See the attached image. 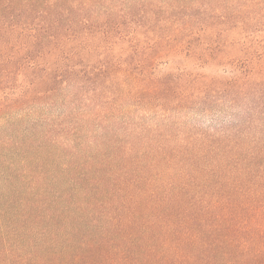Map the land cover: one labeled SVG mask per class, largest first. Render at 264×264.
<instances>
[{
  "label": "trees",
  "instance_id": "16d2710c",
  "mask_svg": "<svg viewBox=\"0 0 264 264\" xmlns=\"http://www.w3.org/2000/svg\"><path fill=\"white\" fill-rule=\"evenodd\" d=\"M0 264H264V0H0Z\"/></svg>",
  "mask_w": 264,
  "mask_h": 264
},
{
  "label": "rangeland",
  "instance_id": "374dc122",
  "mask_svg": "<svg viewBox=\"0 0 264 264\" xmlns=\"http://www.w3.org/2000/svg\"><path fill=\"white\" fill-rule=\"evenodd\" d=\"M184 13H188V11H184V12H181V13H176V15L174 14L175 16L174 15L173 16H174V18L183 17ZM231 35L233 37L235 34H231ZM231 50H233V51H231ZM231 50L228 49V51H231V53H235L234 52L235 51L234 49H231ZM186 65H188L189 68H193L195 71H206L207 70V68L202 69V68H198L196 66L195 67L194 66L193 67H190L192 65V62H187ZM209 120H210V118H208V117L195 116V115H193V117H189V120L188 121H190L191 124L199 125L202 128H206V127H208V124H209L208 121Z\"/></svg>",
  "mask_w": 264,
  "mask_h": 264
}]
</instances>
